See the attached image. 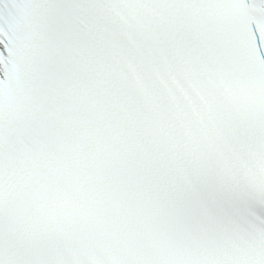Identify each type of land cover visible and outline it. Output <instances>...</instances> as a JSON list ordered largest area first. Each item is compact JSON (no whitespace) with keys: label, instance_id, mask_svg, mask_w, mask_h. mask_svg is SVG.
<instances>
[{"label":"snow or ice","instance_id":"6c2138e0","mask_svg":"<svg viewBox=\"0 0 264 264\" xmlns=\"http://www.w3.org/2000/svg\"><path fill=\"white\" fill-rule=\"evenodd\" d=\"M0 264H264V0H0Z\"/></svg>","mask_w":264,"mask_h":264}]
</instances>
